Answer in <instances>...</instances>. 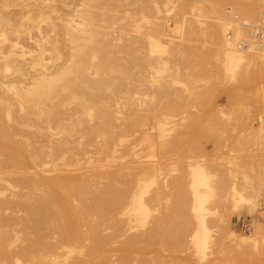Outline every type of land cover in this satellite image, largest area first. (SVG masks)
Segmentation results:
<instances>
[{
	"label": "bare ground",
	"instance_id": "obj_1",
	"mask_svg": "<svg viewBox=\"0 0 264 264\" xmlns=\"http://www.w3.org/2000/svg\"><path fill=\"white\" fill-rule=\"evenodd\" d=\"M157 1L0 0V264H109V239L124 238L133 223L145 225L144 199L155 179L133 178L131 33L136 12L149 23L146 14ZM260 1L178 0L175 15L189 20L193 12L200 26L193 34L208 40L204 45L210 43L207 51L224 80L234 84L229 98L236 101L242 92L264 114V51L238 46L250 40L243 24L261 19ZM166 27L153 25L145 33L151 51L169 49ZM257 119L244 136L264 156V119ZM157 126L161 146L165 123ZM156 143L146 135L141 144L153 154ZM201 163L190 166L188 184L193 254L200 263L210 252V264L225 256L260 264L264 225L254 221L249 234H238L213 204L224 200L232 211L255 215L264 190L243 175L215 181ZM122 241L127 259L133 246L128 236Z\"/></svg>",
	"mask_w": 264,
	"mask_h": 264
},
{
	"label": "rangeland",
	"instance_id": "obj_2",
	"mask_svg": "<svg viewBox=\"0 0 264 264\" xmlns=\"http://www.w3.org/2000/svg\"><path fill=\"white\" fill-rule=\"evenodd\" d=\"M12 1L19 0H7L8 4ZM157 2L158 7H149L150 11L146 14L149 23L139 19L137 14L139 12H136L131 33L135 51L131 68L132 101L129 106L135 124L132 141L136 148L132 161L135 167L133 174L136 175H133V178L153 177L155 183L144 199L149 209L145 225L139 226L133 223L134 227L125 234L132 243L130 246H133L130 252L126 249L127 259L131 258L124 259L125 250L121 251L124 249L121 243L125 237L109 239L112 246L111 249L109 245L105 248L106 250L109 247L106 255L109 264H210L211 262L208 263L207 260L210 261L214 254L209 252L208 259L200 263L189 244L195 229L190 213L192 203L188 187L190 166L202 162L204 168L215 176L216 179L213 178L215 181L222 179L223 182L228 180L229 183L232 177L240 180L243 179V175L255 185L258 183L257 185L264 190V181H260L261 174L264 173V159H262L264 156H261L259 147L254 145L249 137L247 139L244 136L247 133V125L257 126L259 122L257 118L261 116L264 119L262 116L264 114H259L255 105L245 94L244 97L242 92L240 96L243 97H239L240 100L230 99L232 97L229 95L234 84L224 80L222 70L219 64H216L218 62L207 51L210 43L208 46L204 45L208 40L203 38L204 42H202L201 34H193L200 27L198 22L192 19L193 12H189V20H186L175 15L178 0H168L167 5L162 0ZM261 7L260 1L259 14ZM158 24L167 26L164 40L169 49L162 53L160 49L151 51L145 39L149 27ZM175 25L181 27L179 33L173 31ZM197 52L199 53L196 54ZM189 54L195 57H190ZM197 56L199 59L201 56L199 61L194 60ZM221 112L230 113L229 117L221 116ZM158 122L165 123V135L161 146L158 145ZM146 135L157 142L153 154L141 144ZM233 160L236 166L230 167L227 161L233 162ZM146 168L152 171L144 174ZM226 170L230 172L234 170L236 176L233 173L225 174ZM220 172L222 174L219 175ZM215 183L221 185L222 181ZM219 185L215 184L216 190ZM225 186L223 184L222 187ZM217 194L220 193L217 191ZM126 197L123 196L122 202H126ZM222 201L220 200L219 204L216 201L218 205L215 206L214 203L213 206L218 212L221 211L219 213L224 212L223 214L228 217L230 228L238 234H249L253 229L251 228L248 233L241 232L234 224L238 218H249L251 227L257 220L264 225V195L259 198L255 215H249L244 209L239 212L232 211L227 201L220 206ZM217 206L219 209L216 208ZM228 212L231 216H228ZM213 219L210 221L214 222ZM119 239L121 242L118 241ZM114 246L119 248L116 249ZM213 247L215 246L210 248L211 252L214 251ZM225 258L217 264H258V262L232 260V257L228 256ZM260 264H264V261Z\"/></svg>",
	"mask_w": 264,
	"mask_h": 264
},
{
	"label": "built area",
	"instance_id": "obj_3",
	"mask_svg": "<svg viewBox=\"0 0 264 264\" xmlns=\"http://www.w3.org/2000/svg\"><path fill=\"white\" fill-rule=\"evenodd\" d=\"M250 34V40L248 42H239V47H256L257 49L264 51V0H262L261 7V19L256 25L243 24ZM234 224L237 228L243 232L248 233L251 230V220L249 218H238Z\"/></svg>",
	"mask_w": 264,
	"mask_h": 264
}]
</instances>
